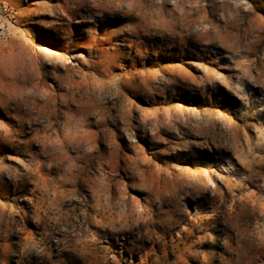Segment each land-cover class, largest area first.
Returning a JSON list of instances; mask_svg holds the SVG:
<instances>
[{"label": "rangeland", "instance_id": "374dc122", "mask_svg": "<svg viewBox=\"0 0 264 264\" xmlns=\"http://www.w3.org/2000/svg\"><path fill=\"white\" fill-rule=\"evenodd\" d=\"M9 1L0 264H264V0Z\"/></svg>", "mask_w": 264, "mask_h": 264}, {"label": "built area", "instance_id": "2783aa9c", "mask_svg": "<svg viewBox=\"0 0 264 264\" xmlns=\"http://www.w3.org/2000/svg\"><path fill=\"white\" fill-rule=\"evenodd\" d=\"M19 10L9 0H0V46L11 39L19 23Z\"/></svg>", "mask_w": 264, "mask_h": 264}, {"label": "bare ground", "instance_id": "6f19581e", "mask_svg": "<svg viewBox=\"0 0 264 264\" xmlns=\"http://www.w3.org/2000/svg\"><path fill=\"white\" fill-rule=\"evenodd\" d=\"M89 1V0H88ZM87 1V2H88ZM115 1V0H114ZM113 1V2H114ZM118 1V0H117ZM122 0H120V3L122 4V2H121ZM111 3H112V1H111ZM118 3H119V1H118ZM117 3V4H118ZM114 7V6H113ZM71 122H73L72 120H71ZM73 124V123H72ZM70 125V128H71V126H73V125ZM92 125V124H91ZM69 126V125H68ZM88 126V125H87ZM82 128V127H81ZM78 129H80V128H78ZM77 129V130H78ZM75 131V130H74ZM73 131V132H74ZM87 133V132H86ZM75 136V135H74ZM59 137V136H58ZM79 138V137H78ZM61 140V139H60ZM71 140V139H70ZM75 140V139H74ZM78 140V139H77ZM67 142V141H66ZM71 143H72V141H71ZM62 144H63V142H62ZM74 144V143H73ZM73 144H71V145H73ZM63 145H65V144H63ZM109 145V144H108ZM62 146V145H61ZM79 146V145H78ZM91 146V145H90ZM65 147V146H64ZM69 147H70V143H69ZM73 147H75V146H73ZM112 147V146H111ZM110 147V148H111ZM87 148V147H86ZM106 148V147H105ZM57 149V148H56ZM107 149V148H106ZM92 152V151H91ZM95 152V151H94ZM89 154V153H88ZM101 156V155H100ZM90 157V156H89ZM88 159V158H87ZM88 163V162H87ZM107 175V174H106ZM108 179H109V177L107 176V178H106V181H108ZM88 182V181H87ZM102 183V182H101ZM82 188H86V189H88V184H82V185H80V189H81V191H82ZM192 189H195V188H192ZM80 192V191H79ZM90 192V191H89ZM91 194H92V191H91ZM106 195V194H105ZM90 198H91V195H90ZM170 199V198H169ZM87 200H88V198H87ZM106 203L107 204H105V209L106 210H117V209H122V208H125V207H127V202H126V200H124V199H122V198H118V201L117 202H113V199L111 198V197H107L106 198ZM169 205H174V204H169ZM100 210V209H99ZM101 211V210H100ZM141 215H142V213L141 212H136L135 213V215L133 216H126V217H122L121 219H120V221L118 222V225H119V227H120V229L121 230H123V229H125V227H129L128 226V223H130V225H134L137 221H138V219H140V217H141ZM115 217V216H114ZM107 221V220H106ZM113 221H110V223H108L107 224V226H106V228L108 229V230H110L113 234L114 233H117L118 231H117V229H114V227H113ZM102 226V225H101ZM110 227L112 228V229H110ZM102 228V227H101ZM107 229H104V232H107L108 230ZM119 229V228H118ZM120 231V230H119Z\"/></svg>", "mask_w": 264, "mask_h": 264}]
</instances>
